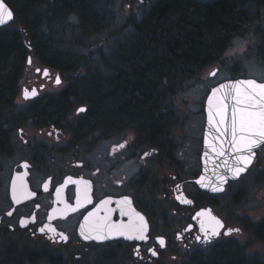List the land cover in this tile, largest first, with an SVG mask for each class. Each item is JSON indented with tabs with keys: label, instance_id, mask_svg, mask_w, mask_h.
<instances>
[{
	"label": "flooded vegetation",
	"instance_id": "flooded-vegetation-1",
	"mask_svg": "<svg viewBox=\"0 0 264 264\" xmlns=\"http://www.w3.org/2000/svg\"><path fill=\"white\" fill-rule=\"evenodd\" d=\"M164 1L156 2L158 10ZM114 3L116 0H62L57 9L67 19L74 15L75 27L84 31L83 14H98L96 22L102 18L106 26L112 20L107 21L106 14L115 11ZM147 4H140L139 18L134 17L129 25L134 27L147 17L154 5ZM252 4L239 9L244 16L236 30L242 36L250 19H260ZM57 9L45 5L41 10ZM129 37L116 39L108 54L110 60L117 58ZM41 57L31 54V63L17 75L9 97L0 106V264H175L179 258L191 261L209 256L212 250L201 247L214 243L217 247L235 240L238 246L236 235L245 232L239 250L245 243L247 251L252 246L259 251L254 245L258 241L264 244L258 226L264 218L245 215L237 204L239 189L232 188L259 162L264 147L257 150L248 171L229 181L223 192L204 190L197 178L203 168L205 101L198 109L190 107L186 118L181 117L180 88L159 85L151 88L150 102H142L146 106L140 111L136 99L129 101L125 96L117 101L120 97L113 86L109 89L108 118L99 119L84 93L87 88L77 78L81 71L63 70ZM83 57L98 60L105 54H63L66 59ZM114 75L112 71V79ZM245 76L250 75L229 78ZM25 90H35V95L25 99ZM120 106L127 110L118 112ZM80 108L86 110L78 112ZM121 144L125 146L121 148ZM153 150L155 154L144 156ZM18 176L34 195L13 199V182L20 183ZM84 182H88L90 202L83 199ZM56 189H60L59 196ZM125 197L130 203H122ZM207 207L224 221L220 234L211 239L196 217ZM139 217L144 218L146 239L115 234L103 241L84 238L95 235L90 229L97 226H138ZM235 227L239 233L225 234L226 228ZM60 233L68 237L67 242ZM161 238L164 246L159 244ZM248 259L264 264V255Z\"/></svg>",
	"mask_w": 264,
	"mask_h": 264
},
{
	"label": "trees",
	"instance_id": "trees-1",
	"mask_svg": "<svg viewBox=\"0 0 264 264\" xmlns=\"http://www.w3.org/2000/svg\"><path fill=\"white\" fill-rule=\"evenodd\" d=\"M6 1L14 9L15 19L13 23L0 27V106L9 97L17 75L25 69L28 56L36 54L44 56L41 58L46 63L63 70L81 71L77 78L87 88L84 93L94 104L96 118L104 120L108 118L111 87L116 86L115 92L121 98L117 101L125 96L129 101L136 99L142 111L146 106L142 102H150L148 96L152 87L162 85L182 89L191 80L199 78L207 64L223 62L221 56L244 16V12L239 10L242 5L253 2L262 10L260 18L264 10V0H206L196 3L195 8L168 0L160 4L159 10V4H154L145 19L134 23L129 42L112 61L102 50L100 52L105 54L103 59H66L63 52L45 43L51 36L49 31H53L51 20L64 16L57 9L62 0ZM45 5L56 8L57 12L39 13ZM98 16L82 15L85 32L100 23L101 19L96 22ZM86 47L88 44L84 43L82 48ZM51 53L56 57H51ZM71 53L84 52L73 49ZM112 71H115L113 79ZM146 104L150 106V103ZM117 110L121 113L127 107L120 106ZM258 226L264 235V222ZM236 245L233 241L218 245L209 256L196 257L189 264H263L247 259ZM246 246L244 243L242 248L246 250Z\"/></svg>",
	"mask_w": 264,
	"mask_h": 264
},
{
	"label": "rangeland",
	"instance_id": "rangeland-1",
	"mask_svg": "<svg viewBox=\"0 0 264 264\" xmlns=\"http://www.w3.org/2000/svg\"><path fill=\"white\" fill-rule=\"evenodd\" d=\"M157 1L158 0H116V3H114L116 5V8L114 7L115 11H110L109 14H106L107 21L110 18L112 19L110 22H108L109 24L107 23L105 26V22H103L101 18V22L96 27H94V31H89V34L85 33L84 31H80V29L75 27L74 23L76 19L74 18V15H70L69 19L59 15L58 18H53L51 20L50 25L53 28V31L52 29L49 31L51 36L48 37L45 43L51 45V47L58 50V52H63V54H71L73 49H77L86 54L90 53L95 55L100 54V51L102 50L103 53L108 55L111 52L112 44H114L116 39H123L124 37L128 38V36L131 35L134 27L129 25V22L132 23L131 21H133L134 17L135 19L139 18L141 12L139 7L140 4L146 5L147 2V5L156 4ZM173 1L185 6L190 5L193 8H195L196 3L206 2V0ZM209 1L207 2L209 3ZM254 10H258L259 13H262V10L260 11L257 6ZM53 12L56 13L57 10H52L49 12L41 11L39 13L48 15V13ZM250 22V26L244 31L243 36L239 34L241 32L238 33V30H236L234 35H232L231 42L221 56L224 57L226 54H228L233 58L228 59L227 61L223 60V62L221 61L207 64L198 76L199 78L191 80L184 88L180 89L178 100L181 104L179 105L178 111L180 112L181 117L186 118V115L189 113L191 108L198 109L201 107L202 103H204L206 99V95L208 94L210 87L224 78H229L233 75H250L259 79L264 78V18H260L258 20L255 19L254 21H251L250 19ZM249 32H252V34L249 35ZM235 42H240L242 45L239 51H237ZM84 43L88 44L86 49L82 48ZM49 55L51 57H56L54 53ZM215 66L218 67L219 71L216 76H211L210 71ZM101 69H104V67L101 66ZM234 71L237 72L234 74ZM188 102L189 104H183ZM235 189H239L237 194V198L239 199L237 201L239 209H242L245 215L248 214L253 219H263L264 155L259 158V162L246 175H244L239 181L235 183L232 190ZM229 192L225 193V195ZM233 193H236V191ZM217 207L219 208V204ZM236 236L239 241L237 242L241 245L242 241L247 237V232ZM233 242L236 241L234 240ZM239 244L238 246L240 247ZM198 246L201 247L203 245L199 244ZM254 246H257L259 251H257L256 248L252 246L248 247V251L241 248L240 253L243 254L247 259L249 257L254 258L258 254L264 255V251H262L264 250V244L258 241ZM214 247L215 243L211 244L208 248L206 246L201 248L209 251ZM175 264H189V261L184 259L180 260L179 258Z\"/></svg>",
	"mask_w": 264,
	"mask_h": 264
},
{
	"label": "snow or ice",
	"instance_id": "snow-or-ice-1",
	"mask_svg": "<svg viewBox=\"0 0 264 264\" xmlns=\"http://www.w3.org/2000/svg\"><path fill=\"white\" fill-rule=\"evenodd\" d=\"M13 17L12 11L8 6L0 0V24H3L5 18L11 20ZM237 51L240 50L242 45L240 42H235ZM233 58L226 54L222 57L223 60L227 61L228 59ZM31 63V60H29ZM39 71V70H38ZM219 70L213 71L212 76H216ZM47 75V72H45ZM56 83H60L59 77L56 79ZM212 96L218 97V107L215 113L211 110L209 112V121L213 122V116H219V120L215 121L214 126L217 129L218 137L220 141V150L216 152L217 156H224L227 154V150L224 148V145H230L231 150L235 153V156L232 158L231 165L228 164V161L225 160L223 163L227 168V171L231 173L233 178H238L242 173H246L250 166L252 165L255 157V149L264 147V79H261L259 82L255 78H246V79H235L230 83H221L218 88L211 89ZM30 95H35V90L29 93L27 90L24 92V97L27 99ZM231 100V116H227V110L229 105L227 101ZM209 105L211 106L212 100L209 99ZM86 109L80 108L78 112H84ZM227 125L225 127H221ZM52 133H49L51 135ZM125 145L121 144L120 147L123 148ZM155 154V150L152 153L145 152L144 156L148 157ZM207 155V153H205ZM69 179H71L69 177ZM220 181L222 183L227 181L226 176H220ZM17 180L20 181L17 184L13 182V199H19L20 197H26L34 195L33 193H28L26 187L23 183L22 177H17ZM85 192L83 199L89 201L87 195V185L88 182H84ZM47 187V186H45ZM179 187V185H177ZM213 191H222V188L214 187ZM57 196L60 195V189H56ZM90 202V201H89ZM191 203V201H186ZM77 205H80L81 200L78 197L76 200ZM105 204L108 201L104 202ZM122 203H130L127 197L124 198ZM67 207H71L67 205ZM75 210V209H73ZM11 215V213H8ZM92 215V214H90ZM203 215V213H201ZM141 224L138 226H122V225H108L106 227L97 226L90 229V231L95 232V235L84 236L85 239H95L98 241H103L108 239L113 234L119 236H126L128 239H146L144 235L145 223L144 218L139 217ZM24 223L23 221L21 222ZM216 224L219 227H223L220 221H216ZM41 233L45 231L44 227L39 229ZM49 231L55 232L54 228H49ZM232 232H240V229H229L225 233L226 235L231 234ZM131 233V234H130ZM60 238L67 242L68 237L63 233H60ZM81 235H84L83 230ZM207 235V233H206ZM213 236H218L219 232L215 229L211 233ZM199 240L200 238L197 237ZM159 244L164 246L165 241L161 238L159 239ZM154 256L157 255L155 251L152 253Z\"/></svg>",
	"mask_w": 264,
	"mask_h": 264
},
{
	"label": "water",
	"instance_id": "water-1",
	"mask_svg": "<svg viewBox=\"0 0 264 264\" xmlns=\"http://www.w3.org/2000/svg\"><path fill=\"white\" fill-rule=\"evenodd\" d=\"M3 2L12 11L13 17L11 20H8L7 18H5L4 23L0 24V27L7 25L9 23H13L14 19H15L14 9L9 5V3L6 0H3ZM29 60H31V55L28 56L27 63H29ZM216 70H218V67L215 66L210 71V75L213 71H216ZM246 78H249V79L255 78L258 80V82L261 80V79H258L256 77H253V76L227 78V79H224V80L218 82L214 86H212L211 89L218 88L221 83H230V82L234 81L235 79H246ZM211 89L209 90V92L206 96V100H205V102H206L205 103V112H206V120H207L206 130H205V148H204V153H203V168H202L200 175L197 178V182H198L199 186L204 190L210 191L212 193H221L225 190L226 185L228 184L229 181L237 180L242 175H244L245 173H242L238 178H233L231 173L227 171V168L225 167L223 162L225 160H227L228 164L231 165L232 158L235 156V153L231 150L230 145H227V144L224 145V148L227 150L226 155H224V156H217L216 155V152L220 150V141L217 139L218 132H217L216 127L214 126V123H215V121L219 120V116L214 115L213 116V122L210 123L209 112H210V110L213 113L216 112L217 107H218L219 93H217V97H213ZM209 99L212 100L211 106L208 103ZM227 103L229 105V108L227 110V116L230 118L232 101L229 100V101H227ZM225 126H227V125H223L221 127H225ZM257 150L258 149H255L256 154H257ZM205 153H207V155H205ZM220 176H226L227 181L222 183L219 179ZM214 187L222 188L223 190L222 191H213L212 189ZM201 213H203V215H201ZM196 217L197 218L199 217V222H200V225H201L205 235L207 233V235H206L207 239H211L212 237H216V236L211 235V233L213 232L214 229L216 231H218L220 234V231L224 227L223 219L220 216H218L217 214H215L210 207H207V208H204V209H201L200 211H198L196 214ZM217 220L220 221V223L223 225V227H219L216 224ZM229 229H238V228L237 227L226 228L225 233Z\"/></svg>",
	"mask_w": 264,
	"mask_h": 264
}]
</instances>
